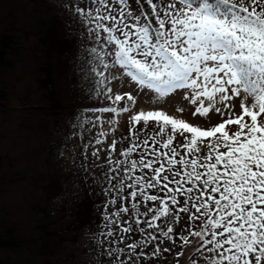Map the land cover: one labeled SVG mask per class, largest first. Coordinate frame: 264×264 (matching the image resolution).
<instances>
[{
    "label": "snow or ice",
    "instance_id": "snow-or-ice-1",
    "mask_svg": "<svg viewBox=\"0 0 264 264\" xmlns=\"http://www.w3.org/2000/svg\"><path fill=\"white\" fill-rule=\"evenodd\" d=\"M86 3L75 9L87 34L78 70L88 91L110 104L86 110L99 116L78 114L81 126L107 124L114 132L117 118L132 113L136 98L113 93L114 80L147 89L157 100L188 90L184 99L198 105L194 116L223 117L228 110L227 119L206 129L162 110L129 115L128 145L114 159L121 141L113 139L98 165L108 197L98 243L118 245L125 234L139 238L106 249L109 264L158 258L171 251L161 250L165 243L180 249L176 264L179 257L185 264H264V0ZM235 97L241 98L239 114L227 103ZM106 113L112 116L104 120ZM150 122L157 130L144 136ZM176 134L184 139L174 145ZM91 155L99 159V150Z\"/></svg>",
    "mask_w": 264,
    "mask_h": 264
},
{
    "label": "trees",
    "instance_id": "trees-1",
    "mask_svg": "<svg viewBox=\"0 0 264 264\" xmlns=\"http://www.w3.org/2000/svg\"><path fill=\"white\" fill-rule=\"evenodd\" d=\"M76 7L86 9V0H0V264H63V259L77 264L80 240L90 235L101 240L108 199L101 181L85 184L79 200L57 211L56 205L64 201V185L48 169L42 153L51 150L55 136L67 134L78 114L96 105L78 70L83 64L79 45L87 34ZM6 117L19 124L20 140L2 125ZM156 130L149 123L143 135ZM128 135L129 125L121 133V149L128 145L123 140ZM179 142L176 137L174 145ZM30 149L29 158L39 163L34 175L27 177L18 170L27 167L23 161L28 158L20 156H27ZM138 238L125 234L123 243L99 244L93 254L104 261L100 264H109L112 257L106 249L123 248ZM165 247L171 251H161L152 260L142 257L140 264H158L164 258L176 264L180 249L165 243L161 250ZM179 260L185 264V257Z\"/></svg>",
    "mask_w": 264,
    "mask_h": 264
},
{
    "label": "rangeland",
    "instance_id": "rangeland-1",
    "mask_svg": "<svg viewBox=\"0 0 264 264\" xmlns=\"http://www.w3.org/2000/svg\"><path fill=\"white\" fill-rule=\"evenodd\" d=\"M81 9L85 8L82 7ZM109 86L113 88V93L119 92L122 94L125 92H130L136 98V104L132 109V113H125L117 118L119 120V123L115 127L114 132H110V126L107 124L100 125L99 123H97L96 126H93L92 124H84L83 126H81L79 119H77L70 126L66 135H58L53 138L52 144L49 147L51 148V150L48 149L42 152L44 158L46 159L48 169L51 172H54L61 183L64 185V201H61V203L56 205L57 211L58 208L60 210L62 206H64V204L67 206V208H69L77 199L79 200L85 184L88 183L89 185L90 182L92 183L94 181L103 182V169L101 167H98V165L105 164L108 155L106 149H108V146L111 145L113 139L121 141L120 136L123 130L128 126L129 115L134 114L140 110H162L170 116L178 119H183L190 124L198 125L205 129L210 126H214L228 118V110L225 111L223 117L215 112H210L208 118L200 117L198 114L194 116L193 112L198 105H192L190 103V100L184 99L185 95L188 94V90H177L175 93L169 95L164 100H157L155 94L150 92L149 90L145 89L144 91H140L134 84L125 83L123 80H114ZM94 99H96V105L95 108L93 107L91 109L109 106L110 104V102L107 101L103 96L96 97L94 95ZM240 102L241 98L235 97L227 103L229 105H234L235 107L233 110L237 114H239L242 111L239 108ZM124 103L125 101H122L121 106H123ZM248 103H251L250 99ZM177 108H182L184 109V111L177 112ZM85 113L89 117L101 115L98 112L94 113L92 111H85L84 114ZM111 116V113H106L103 114L102 119L107 120L111 118ZM245 119L248 120L249 118L245 117ZM150 123L155 124V122ZM2 125L5 128L7 127V129L14 133V136L16 138L19 137L20 140V126L15 121V119L10 120L8 119V117H6L2 122ZM228 127H230L233 131L237 129L236 125H231ZM101 130H103L105 133H109L107 137L97 136V134ZM185 135L188 136L190 134L186 133ZM176 137L181 141H183L184 139L183 137L179 136V134H176ZM97 138H101L102 140H104V143L100 145L94 144V141ZM6 140V143H10L8 137ZM119 145L120 143L117 144L116 152L113 155L114 159L118 156L119 151L121 150ZM85 146H87V148H85ZM8 147L9 149H11V146L8 145ZM94 150H99V159L91 155ZM32 152L33 150L30 149L28 150L27 156H25V154L20 156L21 158H23V160L25 158H28L23 161L26 162L27 167L18 170V172L23 176L27 173V177H31L32 175H34V171L37 170L39 163L38 160L36 161V158H33L32 156L29 158V154H32ZM112 211H114V208L109 210V213H111ZM123 219L127 220L125 217ZM108 239L118 238L115 237ZM98 241L100 240L96 235H90L80 240L81 244L78 248L79 252H76L75 254L77 264H100V262H104L103 260L99 261V259L96 258V256L93 254V248L98 250L99 244H102L103 246L108 242L107 240H104L103 243H98ZM125 260H127L126 256ZM64 262H66L67 264L71 263L70 260L67 259H63L62 263L64 264ZM158 264H172V259L164 258Z\"/></svg>",
    "mask_w": 264,
    "mask_h": 264
}]
</instances>
